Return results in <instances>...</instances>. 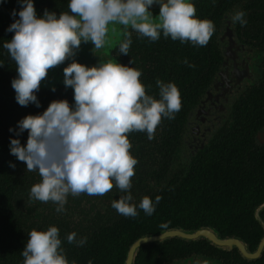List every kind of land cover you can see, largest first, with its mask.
<instances>
[{
	"label": "clouds",
	"instance_id": "clouds-1",
	"mask_svg": "<svg viewBox=\"0 0 264 264\" xmlns=\"http://www.w3.org/2000/svg\"><path fill=\"white\" fill-rule=\"evenodd\" d=\"M20 2L19 19L7 29L14 35L3 47L15 61L18 77L11 84L17 103L24 107L40 106L35 93L48 71L74 56L82 41L92 42L96 50L103 48L110 23L130 26L153 42L160 39L162 30L165 38L193 46H205L214 32L212 21L196 17L191 0H70L72 14L62 12L59 17L48 10L38 17L33 0ZM153 4L160 6L156 17L149 11ZM245 15L237 11L231 20L245 26ZM130 44L129 36L119 45L120 54L128 55ZM63 72L65 87L74 90V107L67 100L52 101L43 114L27 115L18 122L21 133L28 131L26 146L19 139L10 142V154L42 178L31 187L30 197L55 203L59 213L65 211L69 194L103 196L115 181L128 195L114 200L112 207L120 215L136 217L129 190L138 161L131 155L127 134L146 132L153 139L162 118L174 119L181 108L177 86L158 79L160 98L156 99L146 94L139 70L111 60L92 67L73 60ZM160 200L157 196L155 203ZM139 209L151 216L155 205L145 196ZM28 236L21 252L23 264H69L56 226L47 231L33 229ZM75 237L76 233L69 234L68 242H76ZM85 242L86 238L78 241L80 246Z\"/></svg>",
	"mask_w": 264,
	"mask_h": 264
},
{
	"label": "flooded vegetation",
	"instance_id": "flooded-vegetation-1",
	"mask_svg": "<svg viewBox=\"0 0 264 264\" xmlns=\"http://www.w3.org/2000/svg\"><path fill=\"white\" fill-rule=\"evenodd\" d=\"M209 1L191 0L196 4V17L214 24V32L205 46L173 41L170 37L165 38L162 30L160 39L153 42L129 28L125 39L130 36L128 55L131 53L133 64L129 63L128 55L119 52V45L125 39L114 49L113 53L121 64L139 70L141 76L145 69L139 60L149 48L154 58L157 54L169 56L170 49L184 52V57L177 56V60L181 61L183 74L181 105L187 106V111L184 124H181L180 130L174 131L179 136L175 144L176 154L167 155L173 169L166 164L164 176L142 178L141 188L137 187L138 178H135L133 189L136 193L132 197L137 201L145 196L171 197V191L176 188L194 192L205 190L206 202L214 209L213 215L251 216L258 232L257 235L251 234L249 224L241 219L232 221L229 227L225 226L226 219L221 218L219 223L207 226L217 230L220 239H242L247 257L238 247L219 248L207 239H201L195 243L189 241L188 249L179 256L156 260L153 264H264V249H260L264 238V0H224L220 9L207 7L211 15L203 16L205 7L202 3ZM259 9L262 10L259 12ZM237 11L245 12V26L232 22L231 16ZM151 66L152 62L145 68L151 69ZM168 74H171L170 66ZM162 81L169 83V75ZM147 87V94L154 97L152 84ZM54 89L71 90L62 86L50 90ZM233 135L242 136L244 145L236 153H229L226 143ZM129 141L132 147L136 146L133 138ZM166 141L169 142V139ZM204 163L225 166L228 175L206 178L210 183L200 190L196 185L190 186L189 182L193 179L188 177V172L195 164L203 167ZM41 179H37L36 183ZM31 204L35 216L42 218L48 213V208L57 207L51 201L45 203L32 198ZM116 213V216H121L115 210ZM228 229H240L248 235H231ZM168 242L163 243L171 245Z\"/></svg>",
	"mask_w": 264,
	"mask_h": 264
},
{
	"label": "trees",
	"instance_id": "trees-1",
	"mask_svg": "<svg viewBox=\"0 0 264 264\" xmlns=\"http://www.w3.org/2000/svg\"><path fill=\"white\" fill-rule=\"evenodd\" d=\"M223 1L203 2L204 12L207 11V13L203 12L202 15H211V10H207V7L211 9L216 6L220 9ZM69 2L70 0H33L38 17H42L45 10L55 12L57 17L62 12L72 14L68 8ZM21 8L20 0H0V264H23L24 257L21 252L26 246L30 231L33 229L47 231L52 226L59 229L60 247L69 264L73 261L75 264H125L130 246L145 234H155L162 229L172 227H183L188 230L210 227L207 225L219 223L221 218L226 219L225 226L229 227L232 226V221L241 219L247 225L249 224L251 234L257 235L258 230L251 216L236 218L233 216L218 217L212 214L214 209L208 206L206 192L202 190L210 183L205 179L213 176H226L228 171L225 166L218 167L210 163H204L203 167L195 164V167L188 172V177L193 179L189 182L190 186L196 185L202 192L176 188L171 191V197L161 198L158 204L155 203V197H149L155 205V211L151 216L139 209L141 200L133 199L130 203L137 206L138 215L136 217L116 216L112 202L128 193L121 192L113 181L112 190L103 196H89L82 193L74 197L69 194L67 201L69 200L74 207L66 203L64 208L70 213L64 211L58 213L57 207H50L47 214L41 213L45 214L43 218L36 217L35 212L32 211L34 206L31 204L30 189L36 184L37 179H40V175L38 171H27L26 164L10 154V142L12 139H19L21 145L26 146L28 131L21 133L18 128V122L25 116L43 114L50 103L55 100H67L73 107L75 101L74 90L44 89L35 93L39 107L34 103H29L26 107L17 103L11 82L18 77V72L15 61L11 59L3 45L14 35L7 29L19 19L18 13ZM14 10L15 16L13 15ZM261 10L259 9V12ZM168 52L169 56L157 54L154 58L153 51L149 48L139 60L141 67L145 69L143 75L140 76V81L142 84L144 82L146 94L149 90L147 85L152 84L156 99L160 98L156 81L164 80L167 75H169L170 82L177 86L181 97L180 86L183 74L180 67L181 61L177 60V56L184 57V52L175 49H170ZM128 60L133 64L131 53L128 55ZM151 62V69H146L145 67H149ZM168 66H170L171 74H168ZM186 111L187 106L181 105L174 119L162 118L153 139H149L146 132L133 131L127 134L128 139H134L136 146L131 147L130 152L138 161L134 168L135 175L131 178L132 187L129 190L131 195L136 193L133 189L135 178H138L136 179L138 180L137 187L141 188L142 178L154 175L164 176L166 164L173 169L171 159L167 158V155L168 153L176 154L175 144L179 136L174 131L180 130L181 124H184ZM166 130L169 132L167 133ZM167 139L169 142L166 141ZM242 139V136L233 135L226 143L227 151L236 153L242 149L244 145ZM10 164H14L15 167H11ZM77 216L80 218L78 222L75 221ZM73 232L76 233V242L69 243L67 236ZM228 234L247 237L248 232L228 229ZM83 238H86V242L80 246L78 241ZM167 241L171 245L163 243L144 246L138 254L136 264H153V261L166 257H177L189 247V241L179 238Z\"/></svg>",
	"mask_w": 264,
	"mask_h": 264
},
{
	"label": "water",
	"instance_id": "water-1",
	"mask_svg": "<svg viewBox=\"0 0 264 264\" xmlns=\"http://www.w3.org/2000/svg\"><path fill=\"white\" fill-rule=\"evenodd\" d=\"M149 11H156L159 13L160 6L158 4H153ZM83 47V46H82ZM59 86H49V82L44 84V80L41 82L39 90H50L52 88H57ZM71 88V87H70ZM71 90H73L71 88ZM179 238L185 241H199L201 239H207L211 244L218 246L219 248L230 249L233 247L240 248L243 256L247 257L248 253L245 250L244 242L242 239H220L219 233L217 230H214L212 227H201L195 230H188L183 227H172L168 229H162L155 234H145L139 237L129 248V251L126 256L125 264H135L138 257L139 251L142 246L151 243H163L167 240H172ZM260 249H264V238L260 245Z\"/></svg>",
	"mask_w": 264,
	"mask_h": 264
},
{
	"label": "rangeland",
	"instance_id": "rangeland-1",
	"mask_svg": "<svg viewBox=\"0 0 264 264\" xmlns=\"http://www.w3.org/2000/svg\"><path fill=\"white\" fill-rule=\"evenodd\" d=\"M151 13L153 17L159 15V13L156 11H151ZM129 28L131 27L129 26L128 28H125L122 25L110 23L108 25L105 46L99 50L94 49L92 42L89 41L84 43L82 41L79 49L75 50L74 56L69 57L64 63L48 71L47 78L44 80V84L49 82V86H62L64 88L71 89L70 87H65L64 85L63 69L67 67L68 64L73 62V60L88 67L97 66L99 63H106L109 60L121 64L113 52L115 47L128 36ZM67 204H69L71 207H74V205H71L69 200L67 201ZM76 206L77 205H75V207ZM66 212L69 211L66 210ZM79 220L80 218L77 216L75 221L78 222Z\"/></svg>",
	"mask_w": 264,
	"mask_h": 264
}]
</instances>
